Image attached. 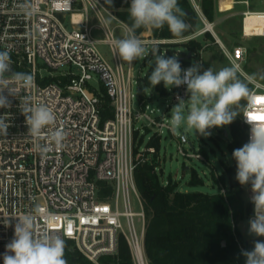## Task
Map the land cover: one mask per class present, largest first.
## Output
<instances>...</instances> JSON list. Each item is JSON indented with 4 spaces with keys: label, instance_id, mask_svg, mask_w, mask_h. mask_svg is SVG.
I'll return each instance as SVG.
<instances>
[{
    "label": "built area",
    "instance_id": "1",
    "mask_svg": "<svg viewBox=\"0 0 264 264\" xmlns=\"http://www.w3.org/2000/svg\"><path fill=\"white\" fill-rule=\"evenodd\" d=\"M23 2L0 0V51H9L13 73L24 72L34 77L31 87H23L10 77L12 74L6 73L8 86L2 93L10 104L0 108V119L8 124L7 134L0 133V264H3L6 245L14 239L18 218L28 214L35 216L37 237L45 232L56 234L65 242L64 251L75 249L85 259V263L66 264H109L103 259L117 255L122 238L127 241L134 263L146 264L145 207L134 172L138 164L149 160L148 154L153 155L156 150L139 146L135 154L137 130L131 105L132 63L125 72L115 48L118 39L103 11L116 17L106 7L105 0H30L35 9L31 16L19 8ZM191 2L204 28L181 42L212 33L230 63L239 65V74L248 80L246 48H228L214 32V24L205 17L201 5L195 0ZM90 7L101 21L100 25H90ZM251 14L264 15V12L242 14V29L247 37L250 35L245 31V19ZM95 28H101L106 38H95L92 34ZM251 36L264 37V34ZM141 41L147 46H162L176 40ZM100 42L113 48L115 68L99 51ZM163 54L167 57V50L161 52ZM196 55L190 52L188 59ZM178 61L183 70L192 66L186 65L184 60ZM40 66L48 71L47 75L41 74ZM96 76L102 89L91 83ZM162 84L166 94L167 89ZM251 84L252 97L245 108L249 109L250 118L264 117V85L254 79ZM173 89L174 104L189 97L186 85ZM105 96L111 101L113 117L103 122L101 102ZM25 98L53 111L55 127L66 132L62 147L57 148L47 137L38 139L28 134L25 116L21 113ZM147 109L148 100L143 110ZM146 118L154 124L161 123V129L164 126V117L163 121L149 115ZM242 125L249 142L250 125L243 117ZM157 135L161 137V133ZM38 145L50 147L46 156L40 155ZM242 188L252 207L247 217L249 222L254 215L250 199L253 193L250 184ZM103 189L107 194L101 198ZM132 192L141 206L140 212L133 209ZM121 198L123 211L120 210ZM122 218L127 221V231ZM135 218L141 221L140 230Z\"/></svg>",
    "mask_w": 264,
    "mask_h": 264
},
{
    "label": "clouds",
    "instance_id": "2",
    "mask_svg": "<svg viewBox=\"0 0 264 264\" xmlns=\"http://www.w3.org/2000/svg\"><path fill=\"white\" fill-rule=\"evenodd\" d=\"M112 4V0H105ZM21 11L31 16L35 9L30 0L19 5ZM132 24L127 28V35L115 41L119 57L128 63L145 57L146 48L137 38L136 30L141 27L168 29L176 36H181L190 25L181 16L183 10L178 0H131L128 9ZM155 67L148 76L151 88L164 83L165 88L187 86L188 100H181L171 110L167 127L181 141L188 140V133L195 131L197 135L208 137L211 129L230 125L238 116H242L250 125L249 142L235 149L232 158L236 161V180L241 185H251V203L254 215L249 219V234L264 237V119H252L248 108L241 101L252 97L248 86L255 77H248V82L238 76L241 69L237 64L226 66L218 71L207 68L200 71L201 65L194 64L186 70L176 55L166 57L153 49ZM11 64L9 51H0V108L7 107L10 102L3 95L8 86L6 71ZM183 73V74H182ZM10 77L23 87H31L33 75L15 72ZM21 113L25 116L28 134L34 138L47 137L57 148L62 147L66 132L55 127L56 117L53 111L44 104L31 103L30 98L22 102ZM243 113V115H241ZM8 124L0 119V133L7 134ZM183 129V132H181ZM42 157L50 151L49 146H39ZM36 212L39 211L37 208ZM35 216L23 215L18 218L14 229V239L6 245L3 264H66L64 259V240L53 233H43L40 237L34 234ZM8 253H12L9 255ZM245 264H264V241H254L251 250H242Z\"/></svg>",
    "mask_w": 264,
    "mask_h": 264
},
{
    "label": "trees",
    "instance_id": "3",
    "mask_svg": "<svg viewBox=\"0 0 264 264\" xmlns=\"http://www.w3.org/2000/svg\"><path fill=\"white\" fill-rule=\"evenodd\" d=\"M130 4L131 0H112L111 5L108 3L105 5L120 21L130 27L132 24L128 11ZM178 5L183 10L181 18L190 25L181 36L170 32L167 24L162 29L141 27L136 30V36L149 29L155 39L170 40L194 34L198 22L201 21L191 0H178ZM200 5L211 23L215 21L216 16L223 14L218 11L215 0H200ZM230 23L231 21H228L227 24ZM204 36L206 40L217 44L210 32H206ZM162 46L168 48V57L175 55L171 44ZM185 47L188 50L185 55L188 57L190 52L196 53L206 46L202 41L193 39L186 42ZM184 61L186 65H191L189 59ZM245 70L249 72L246 65ZM150 74L151 72L138 82V94L143 109L148 100L143 84L151 86L148 81ZM238 76L248 82L241 74L238 73ZM248 86L252 90L250 83ZM156 90L161 95L165 94L162 82L156 85ZM247 101L248 99H245L240 103L245 107ZM112 117L113 107L110 99L105 96L101 102V119L104 122ZM229 129L232 142L228 149L232 158L233 151L247 143L242 116H238L229 125ZM160 138L156 134L149 140L147 147H154L156 152L153 155L148 154L149 160L139 163L134 172L135 183L145 207L146 264H245V257L241 255V251L251 250L253 247L244 238L239 223L250 215L252 207L244 198L243 185L235 178L236 161L232 158L233 165L225 167L223 175L213 174L214 180L220 185L217 193L181 192L178 190L177 182L169 178L167 184H164L157 173L160 165L158 160L161 150ZM199 154L200 157H205L204 151H199ZM189 183L203 185L204 180L193 169ZM106 194V190L100 191L101 198ZM64 259L67 263H85L83 256L71 248L64 251ZM103 261L109 264H135L127 241L123 238L120 240L117 255L106 257Z\"/></svg>",
    "mask_w": 264,
    "mask_h": 264
},
{
    "label": "rangeland",
    "instance_id": "4",
    "mask_svg": "<svg viewBox=\"0 0 264 264\" xmlns=\"http://www.w3.org/2000/svg\"><path fill=\"white\" fill-rule=\"evenodd\" d=\"M228 1L222 0V11L227 8ZM259 3L261 7H264V0H259ZM103 13L109 27L114 30L115 39L124 38L127 35V29L123 25L124 23H122L115 15L114 16L117 19L106 14L104 11ZM228 21H231V23L227 24ZM89 22L90 25L101 24V21L97 18L91 7L89 8ZM213 24L214 32L228 48L235 46L246 48L248 52L246 66L249 71L247 73L250 76H254L255 81L264 85V37L245 36L242 29L243 16L236 14L234 11L225 12L216 16ZM203 28V24L198 22L197 31L195 33ZM92 34L95 38H106V35L101 28H95L92 31ZM210 34L211 36H214L212 33ZM137 38L140 40H151L148 43H151L152 40L155 39L153 36H148L143 33L137 36ZM183 38L173 39L176 41L170 43L172 46L171 49L175 52V55L178 58H184L180 60H186L189 58L185 55V53L188 52L185 47L186 42H181ZM196 40L202 41L206 47L201 51H197V55L191 58L190 61L192 66L194 64L201 65L200 71L203 72L207 68H212L214 71H218L223 67L232 65L218 44H214L211 40H206L204 35L198 37ZM144 47L146 48L145 57L148 56L147 58L149 59H146L145 57L143 59L138 58L131 64L133 76L131 83V93L133 94L131 105L135 116L134 127L137 130V137H135L137 144V147H135V154L138 153L139 145L141 143V148H145L154 135L161 133V150L158 158L160 168L157 170V173L164 184H167L168 179L171 178L174 182L178 183V190L181 192L217 193L220 190V185L214 180L213 174L223 175L225 167L233 165V160L228 149V145L232 142L229 125L211 129V135L208 137L197 135L195 131H192L188 133V140L186 142L181 141L177 136H174L167 127L168 120L171 117V110L178 104L173 103V94L175 91L173 87L170 90L166 88V94L161 95L157 92L156 86L151 88V86L148 87L143 84V89L149 97V109L144 111L138 94V82L155 67L154 55L152 54L153 49L157 50L159 54L168 49L166 46L153 44H149L148 46L144 45ZM98 48L107 61L111 65H115L116 60L113 48L103 42L99 43ZM250 50L253 51L250 52ZM150 51L151 53L149 54ZM121 62L126 72L129 68V63L122 59ZM39 68L41 69V74L47 75L48 71L45 70L43 66H40ZM91 83L97 89H102L97 76ZM248 83L252 86L251 82ZM170 105L172 107L171 109H168L167 106ZM143 113H146V116L149 115L151 118H159L161 121H163L164 117V126L162 129L160 127L161 123H152L146 118V116H143ZM139 115L142 116L136 119V116ZM181 132H183V129H181ZM201 150L205 152V157L203 158L200 157L201 155L199 154V151ZM193 169L196 170L201 178H203V185H191L189 183ZM226 185L228 186L227 182ZM244 198L246 200L245 191ZM131 202L134 211L140 212L141 206L133 192L131 193ZM120 210H124L122 198L120 199ZM121 221L124 230L127 231L128 225L126 219L122 218ZM135 222L138 230H140V219L135 218ZM239 228L244 235V238L252 247L254 246V241H264V237H257L249 234L247 218L239 223ZM71 244L72 242H68V245Z\"/></svg>",
    "mask_w": 264,
    "mask_h": 264
},
{
    "label": "crops",
    "instance_id": "5",
    "mask_svg": "<svg viewBox=\"0 0 264 264\" xmlns=\"http://www.w3.org/2000/svg\"><path fill=\"white\" fill-rule=\"evenodd\" d=\"M195 1L200 4V0H195ZM215 1H216L217 9L221 13L234 11L236 14L242 15L244 12H264V7L260 6L259 0H256V1L255 0H229V1L227 0L228 1L227 2V8L223 11L221 9L222 0H215ZM253 7L254 8L256 7V8L254 9ZM143 34L148 35V36H150V35L153 36L150 29L148 31L144 32ZM97 39L103 40V39H99V38H97ZM100 43H102V42H100ZM112 66L115 68L116 62H115V65H112Z\"/></svg>",
    "mask_w": 264,
    "mask_h": 264
},
{
    "label": "bare ground",
    "instance_id": "6",
    "mask_svg": "<svg viewBox=\"0 0 264 264\" xmlns=\"http://www.w3.org/2000/svg\"><path fill=\"white\" fill-rule=\"evenodd\" d=\"M78 17H76L77 19ZM245 31L248 35L264 34V15L251 14L245 19Z\"/></svg>",
    "mask_w": 264,
    "mask_h": 264
},
{
    "label": "water",
    "instance_id": "7",
    "mask_svg": "<svg viewBox=\"0 0 264 264\" xmlns=\"http://www.w3.org/2000/svg\"><path fill=\"white\" fill-rule=\"evenodd\" d=\"M8 74H13V65L10 64L8 70L6 71ZM225 244V243H224Z\"/></svg>",
    "mask_w": 264,
    "mask_h": 264
},
{
    "label": "snow or ice",
    "instance_id": "8",
    "mask_svg": "<svg viewBox=\"0 0 264 264\" xmlns=\"http://www.w3.org/2000/svg\"><path fill=\"white\" fill-rule=\"evenodd\" d=\"M252 119H264V117L253 116Z\"/></svg>",
    "mask_w": 264,
    "mask_h": 264
}]
</instances>
